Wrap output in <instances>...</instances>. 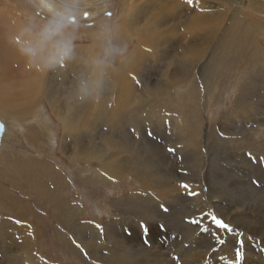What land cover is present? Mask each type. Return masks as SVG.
Listing matches in <instances>:
<instances>
[{"label":"rangeland","instance_id":"1","mask_svg":"<svg viewBox=\"0 0 264 264\" xmlns=\"http://www.w3.org/2000/svg\"><path fill=\"white\" fill-rule=\"evenodd\" d=\"M20 1L21 5H24H22L23 7L28 10L31 9L37 13L38 16L36 18L40 17L39 21H41V23L45 24L47 27L51 28V30L49 29V31L53 30V32H56L54 37H44L45 39L47 38L46 40L48 42H52V38L65 41L66 32L64 33V31H69L72 33L71 36L72 39L74 38L75 44L96 42L97 47L100 49L99 58L112 64H115L117 62L118 55H123L130 49L131 46H133V42H124L125 38H122L123 36L120 33L115 32V34L112 26L109 25L114 16L120 12L121 4L118 0H114L113 2H111L110 7L104 8L102 11L97 12L96 15H93L90 22L86 21L87 15L84 13V23L75 22L73 19H70L67 20V22H69L68 24L66 23L65 19L62 20L63 18L60 19L58 17H53L51 13L38 8L32 0ZM156 1L157 2L154 3L153 0H151L150 3L152 6H149L150 3L148 0L145 9L150 15L153 10L157 12L160 11L157 18H159L160 20L161 18L163 19L165 17V19L160 20V24L162 23L160 26H164L165 23L171 24L172 22L171 25H173L174 31L176 25L180 27V30L182 28V30L180 31L178 30L179 28L176 27L177 32L175 33L176 37L174 36L175 39H180L181 34V37L184 38L185 36L183 24L180 22V19L182 17L189 16L190 13L193 14L196 12H201L200 9L202 10V12L207 11V13H210L215 8H218L219 12H221V10L227 12L229 11V8H233L229 5H226V7L220 0H198V2H204L205 4H208L209 2L208 7L211 8V10L209 8L206 9L207 6H205L203 3L202 7H198L194 2H189L187 0ZM261 1L264 2V0ZM161 7H164L165 9ZM248 7L251 9L255 8V10L248 9ZM262 12H264V7L256 4H247V6H244L241 9L242 14L247 15L249 19L255 21L256 23H259L258 21L264 20V14ZM25 21L32 30L36 31V33L39 32V30L37 31V29L35 28V22L32 21V23L31 21L26 19ZM57 26H59L60 28H57ZM101 26L103 27V29ZM91 29H102L104 31V34H101L103 39L100 37L94 38L90 36L88 31ZM108 29H110L109 32H107ZM3 30L4 27L0 32V40L2 38H5L4 42L0 45V65L4 64V69L2 68V70L3 72L7 71V68L10 67L12 69H19L20 60L11 53V48L8 43H6L8 41L7 35L3 33ZM178 31H180L181 33ZM57 32H62L63 34H57ZM1 34H3L4 36ZM256 41L260 46H262L264 52V35L256 34ZM57 44H61V42L58 41ZM169 52L170 51L165 54L164 57L166 58H164L162 64L156 65L153 64L150 60V63H146L147 65L145 64L143 66L145 75H147L145 77L147 79L149 77V79L153 80L155 74L157 73V70L163 67L165 63H167V58L170 57ZM7 53L10 57L13 56L16 59L13 63V66L9 64L8 59L6 60ZM73 55H75V53ZM73 60L77 61L79 60V58H77V56H74ZM73 60H70L69 62L71 70L69 69L67 78L64 80L65 82L61 84V80L54 79L52 82L54 85L53 90H51L53 91V93H55L58 88L57 91L59 93L62 92L61 95H65L64 97L68 96L69 99L72 97L77 99L80 96L81 92L79 86L72 84V81L74 80L73 77L75 76L74 67L76 66V61ZM172 63V61H168V64L171 66L173 65ZM228 77V75L218 77L219 79H222V83H220V88L215 92L212 103H206V93H204L203 90L201 91L202 94L199 96L201 111L203 112V126H209V129L212 131V137L210 141L215 144L216 139H219V141L220 139L223 141H225L226 139L231 144H233V147L235 148V152H232V150H228L229 153L227 152L224 156L220 155L219 153L217 154L218 151L215 150L217 155L215 156V158L214 156L211 157V160L214 163V167L209 173L211 177L212 173H214L213 184L219 186L220 189L222 187L223 189L221 190L223 192H230V189L234 186H237L241 189L247 188V190L250 191V197L248 196V198L242 199L236 196L235 193H232V191L230 192V195L235 196V198H239V200H241L245 204L252 205L253 200L257 198L258 194H262L264 197V153L262 150L263 147L257 145L258 143H263L264 141L262 140V138H264V126L259 127L258 129H254L255 122H250L251 119L256 120V118H259L258 120H256L257 122H262L264 120V71H262L261 74L254 75V83L251 84L249 91L250 93L247 94L248 96L246 95L245 97H242L243 99H241L242 102H244V100H246V102L258 100L257 102L260 103H258L260 105L258 112L254 111L250 116V119L245 117L237 118L239 115L236 112L237 110H234L236 108V104L234 102L235 99H232L233 95H231H235V93L232 92L233 89H231L233 81L229 82ZM240 77L241 75H237L234 77V80ZM130 81L132 92L134 90L135 92L139 91L140 88L143 87L142 85L144 83V80L140 81L137 79V77H130ZM255 82L257 83V85ZM60 87H62V91ZM65 89H67V91ZM219 90L221 91L219 92ZM96 93L97 87L92 85L91 90L83 97V100L80 101V104H78V100L74 99V102L77 101L76 103L79 106L78 114L80 119L78 118L77 122H79L81 126H83V123H85L84 120L86 119L85 115L87 110H91L90 108L95 100L94 95ZM241 100H236V103H242ZM46 103L47 101L42 100V102L39 103V106L43 104L44 106L46 105L44 107L45 111H43L46 113V116H50L48 118L52 120L51 122L54 129L50 135L38 124L34 123L33 121L29 122V120L31 119L30 117H26V119H29L26 120V122H24L23 120V123L26 127V132L21 128L16 129V127H9L11 134L6 133L5 137L3 138L5 142H3L4 146L2 147L0 152V225H2L0 226L2 227L0 228V264H22V259L17 257V254L19 252L18 250L20 249L22 244H20V236L16 235V233L13 232V229H11L12 227L7 222H5L10 217L15 220H20L21 224L23 225H25L26 223L28 224L27 228H24L23 230L29 229L34 232V235L39 244L38 251L40 254H43L46 257V261L48 264H109L108 261L110 259L122 255L126 256L127 258L133 257V259L136 260L142 258L144 255V257L148 259V264H229V261L234 259V253L231 244H229L224 249L213 252L212 249L217 246L211 240L209 235L207 233L201 234L199 228L195 224H189L186 222V217H190L193 215L198 216L199 213L196 214L195 211H193L194 207H192L191 200H189L191 199V197L186 194L185 189L180 185V183H184V181H178V179L174 177L177 174L187 176V170L183 169L181 164V161L183 159V149L179 144H174L175 141L172 137V129L175 128V125L173 126L172 123H169L171 122V118L167 119L166 117L165 119L167 120H164L163 125L160 122L157 123L158 121L152 122L151 126H155L153 128L147 126L146 122L142 121L136 116V118L133 119L134 123L137 124L136 129L131 125L130 120L131 115L135 112L132 111V109L123 108L119 113L116 121H113L114 115H112L113 117L110 116L108 121H104L105 126L97 127L94 132L86 130L84 131L85 133L81 134V137L78 136L75 139L74 137L67 138L65 136L62 130L61 123L52 114L50 108L47 106L49 104ZM134 103H136L135 96H133V98L130 96L127 97L126 104L128 106H132ZM206 108L209 109L207 110ZM5 113L8 114V111L0 107V119L2 121L6 119L7 123L9 124L11 122L18 124V122L20 121L19 124H22V113L16 112V114L15 112H12L10 113V115H7ZM225 113L227 116V120L223 119V115ZM11 115L12 117H10ZM36 133L38 134V136ZM220 133H223L224 135L221 136ZM104 136L108 137L110 143H112L113 145L115 144L114 146H118L117 150L113 149L114 157L111 159L112 161L123 155V157H126L125 154L128 153L126 152L127 150L132 151V154L131 152L127 154V157L131 158L130 163L131 161L135 162L136 160L133 167L135 168L136 164L138 163L135 169H137L139 173H142L143 169L146 171L149 170V172H151L155 178L158 177L157 179L159 180L154 179V183L158 188L154 189V191L149 188L145 189L141 187L140 182L131 175L129 176L133 179H131L128 175L125 176L126 178L124 176H120V178H112L110 175L106 174L97 167H94L93 169L95 171L97 170L96 172L98 174L103 175V181H95L92 179V175H90L93 174L92 171L87 169L86 163L84 161L76 160L75 162L71 159H67L68 157L63 155V153H61V151L59 150V146L62 145L63 141L71 143H69L68 145L77 146L76 149L78 150L79 147L81 149L84 144H87L90 141L93 144H98L100 149L103 147L104 149L102 148L101 152H104L105 146L102 144V140H105ZM62 138H66V140ZM243 138L246 140H243ZM100 140L101 143L98 142ZM233 141H235V143ZM239 141L242 142V144ZM72 142H74V144H72ZM146 142L151 143L149 144L150 147ZM167 142L172 145H168ZM60 143L61 145H59ZM251 143H254V149H252L250 146L243 147ZM173 144L178 146L174 147ZM120 146L123 147V150L119 148ZM35 147L37 149L40 148L41 151H37ZM157 147L160 148L158 149ZM134 148L138 149L134 150ZM169 148H174L175 152H169ZM104 155L103 157H105ZM149 156L151 158V163L154 164L153 166H151L152 164L147 160V157L150 160ZM204 156H206V154H204ZM111 157L112 156H110V158ZM141 163L142 165L144 164L143 166L147 168L143 167ZM139 164L141 165V167L139 166ZM11 165L14 166V168L11 167ZM49 171L50 176H48ZM203 171H206V168L203 169ZM203 171L202 173H204ZM160 178L162 179V182ZM253 181H256V183H253ZM149 184H152L150 180H148L145 185L148 186ZM202 184L203 198L207 202L206 211H214L217 215L222 216L226 221H228L223 215H221V213H218L213 206L219 204L218 206L221 210L227 211L229 208H232V206L229 204L231 201L227 199L213 200V198L211 200V198L207 197L208 192L205 182H203ZM48 189H51L52 192ZM131 190L135 192L133 196ZM130 191L131 195L129 193ZM228 198L231 199V197ZM69 200H71L72 202ZM57 201H59V203L62 202L61 204H63V202L67 203L66 205H68L67 207L69 208L73 207L74 205H79L82 209L81 220L83 221L84 225L81 226L82 224L76 222L70 223L68 225V228L61 225L59 223V217L61 214H58L60 213V210L58 211V209H63V206L66 205L64 204L61 207V204H59ZM161 205H163V208L161 207ZM233 206H236V204ZM251 208H253V210L244 211L242 213L243 215L240 214L241 216H238L244 217L247 220L248 218L249 220L256 219L261 223L258 228L259 232L253 231L251 232L252 234H249V236L253 237L254 243L249 244L246 242L243 252L242 264H264V250H262L264 249V207L259 208L258 210L254 209L255 207ZM56 213L58 214L57 216ZM1 220L3 221L1 222ZM150 222L152 225L149 224ZM228 222L231 223L230 221ZM204 223L207 224L208 221L205 220ZM231 224L234 227L238 228L240 231L244 232L245 236H248V233H246L245 230L241 229V227H238L233 223ZM97 225H99L100 227H97ZM85 228L90 230H85ZM3 229L8 231L5 232V230ZM107 241H110V243ZM207 248L209 249L208 252H206ZM127 249H129V252L127 251ZM199 255H201V257ZM102 257L105 259L104 261L101 260ZM177 257L178 259H175ZM221 257H223V259H221ZM200 258L202 260H200ZM44 263L47 264L45 261Z\"/></svg>","mask_w":264,"mask_h":264},{"label":"bare ground","instance_id":"2","mask_svg":"<svg viewBox=\"0 0 264 264\" xmlns=\"http://www.w3.org/2000/svg\"><path fill=\"white\" fill-rule=\"evenodd\" d=\"M32 1L38 8H41L42 10L51 13L53 17H58L60 19L63 18L62 20L65 19L66 23L68 24L69 22H67V20L70 19H73L75 22H83V20L85 19L83 18L84 13H87L86 21L90 22V20L92 19L91 17L93 15H96L97 12L102 11L104 8L110 7L111 2H113L114 0H32ZM118 1L121 4L120 12L119 13L116 12L117 14L111 20L109 25L112 26L114 33L115 32L120 33L123 36L122 38H125L124 42L127 43L133 42V46H131L130 49L123 55H118L117 62L115 64H112L108 61L99 58L100 49L97 47L96 42L75 44L74 42L75 40L74 38L72 39L71 36L72 33L69 31L66 30L64 31V33L66 32L65 33L66 37L64 36L65 41L63 39H62L63 41H61L56 38H52V42H48L46 40L47 38L45 39L44 37H54L56 32H53V30L49 31V29L51 30V28L47 27L45 24H42L41 21H39L40 17L36 18L38 16L36 12H34L31 9L28 10L25 7H23L24 5L23 4H22L23 6L21 5L20 0H0V32L1 29L4 27L3 33L7 35V40H8L6 43H8V45L10 46L11 53L20 60V68L18 67L19 69H15V68L12 69L10 67L7 68V71L4 72H1L0 69V107L8 111V114L5 113L7 115H10V113L12 112L15 113L18 112L23 114L21 119L23 125L19 124L20 121L18 122V124L14 122H11L9 124L7 123L6 119L4 121L0 119V122H2L4 126L3 130L0 133V152L2 147L4 146L3 142H5V140H3V138L5 137V134L10 133L9 127L11 128L16 127V129L21 128L23 131L25 130L26 132V127L23 123V120L24 122H26V120H29L28 118L26 119V117H30L31 119L29 120V122L33 121L34 123L38 124L41 128L45 129V131L49 135L51 134V132H53L54 128L52 126V122H51L52 120H50L48 118L50 116L48 115L46 116V113L44 112L45 111L44 107L46 105L44 106L43 104L39 106V103H41L42 100L47 101V103L49 104L47 106L50 108V111L56 117V119L61 123L62 130L67 138L74 137L76 139L78 136L81 137V134L85 133L84 131L86 130H89L90 132H94L97 127L105 126L104 121H108L110 116L113 117L112 115H114L113 121H116L119 113L123 108L132 109V111L135 112L131 115L130 120H131V125L136 129H137V124H135L133 121V119L136 118V116L140 118L142 121L146 122L147 126L149 127H153L151 126L152 122L158 121L157 123L160 122L163 125L164 120L171 118V122L169 123L170 124L172 123L173 126L175 125L174 126L175 128L172 129V137L173 140L175 141L174 144H179L180 147L183 149L182 151L183 159L181 161V164H182V168L187 170V174H186L187 176H182L180 174H177L174 177L178 179V181H184V183L189 184L193 191L199 192V196L191 197V199H189L191 200L192 207H194L193 211H195V213L197 214L200 211L207 210V202L203 198V190H202V185H203L202 183L205 182L208 192V196H207L208 198H211V200L213 198V200L227 199L231 201L229 204L232 206V208H229L227 211L221 210L220 207L218 206L219 205L218 203H217L218 205L213 206L218 213H221V215H223L228 221H230L234 225L241 227V229L245 230V232L248 233V236L251 232L258 231V228L261 223L258 222L259 220L257 221L256 219H254L255 220L254 221L253 219L249 220V218L247 220L246 218L240 216L243 215L242 213L244 211L253 210V208L251 207H255L254 209L257 210L259 208L264 207L263 195L258 194L257 198L253 200L252 205L245 204L241 200H239V198H235V196H231L230 192L232 191V193H235L236 196L244 199V198H248V196L250 197V191L247 190V188L241 189L237 186H234L230 189V192L227 193L226 191L223 192L221 190L223 189L222 187L220 189L219 186L213 184L214 173H212V177L209 173L214 167V163L212 162L211 157L214 156L215 158V156L218 153L224 156L226 155L227 152L229 153L228 150H232V152L233 151L235 152V148L233 147V144H231L226 139L225 141L221 139L219 141V139H216L215 141L216 145L210 141L212 137V131L209 129V126L206 127L203 126V112L201 111L199 96L202 94L201 91L203 90L204 93H206L205 96L206 103H212L213 98L215 96V92L220 88V83H222L221 81L222 79H219L218 77L228 75L229 82L233 81L231 89H233L232 92L235 93V95L234 94L231 95H233L232 99H235L234 102L236 104V108L234 110H237L236 112L239 115L238 117L237 116L236 117L237 118L245 117L250 119V116L253 114L254 111L258 112V109L260 108L259 105L260 103L257 102L258 100L252 102H246V100H244V102H242L241 99H243L242 97H245L247 94L250 93L249 91L251 84L254 83V75L261 74V72L264 71L263 48L256 41V34L264 35V20L258 21L259 23H256L255 21L249 19L247 15L242 14L241 9L244 6H247V4H256L261 7H264V2H262L261 0H220L221 2L224 3L223 5L225 6L229 5L233 8L228 7L229 11L227 12L222 10L221 12H219L218 8H215L210 13H207V11L202 12V10L200 9L201 12H196L193 14L190 13L189 16L182 17L180 19V22L183 24V28L185 30L183 31L185 32V36L183 38L181 37L182 36L181 34V36L179 35L180 39H175L176 37L175 33L177 32L176 27H178L176 23H175L176 25L175 31L173 25H171L172 22L171 24L165 23L164 26H160L162 24V23L160 24V20L165 19V17L163 19L161 18L160 20L159 18H157L159 16L160 11L157 12L153 10L151 15L147 13L145 7L147 6L148 0H143V1L139 0V3L138 0H118ZM187 1L194 2L198 7H202L204 4L205 6H207L206 9L209 8L208 7L209 2L208 4L202 2L203 3L202 4L198 2V0H187ZM150 2L151 0H149V3ZM153 2L156 3L157 1L153 0ZM149 6H152L151 3ZM209 9L211 10V8ZM248 9L251 8L248 7ZM251 10H255V8ZM262 13L264 14V12ZM25 19L31 22L32 21L35 22L36 23L35 28L37 29V31L39 30V32L36 33V31L32 30L27 25ZM57 28L60 27L57 26ZM178 28H179L178 30H180V27ZM102 29L101 30L91 29L88 31V33L90 34V36L94 38L100 37L103 39L101 34L103 35L104 31ZM109 30L110 29H108L107 32H109ZM58 33L60 32H57V34ZM60 34L63 33L61 32ZM4 39L2 38L0 40V45L4 42ZM58 41H60L62 45L57 44ZM168 51H170L169 52L170 57L167 58V63H165L163 67L157 70L155 77L153 75L154 77L153 80L149 79V77L147 79L145 77L147 75H145L143 66L146 63L147 64L150 63V60L152 61L153 64L156 65L162 64V61L164 60V58H166L164 56ZM74 53L75 55H73ZM78 54L80 55V57ZM74 56H77L79 60L77 61L73 60ZM70 60L76 61L75 62L76 66L74 67L75 76L73 77L74 80L72 81V84L79 86L81 90L80 96L77 99L74 97L69 99L68 96L66 97H64L65 95L62 96L61 95L62 92L59 93L57 91L58 88L55 91V93L51 91L53 90L54 85L52 82L54 79L61 80V84L65 82L64 80L67 78V73L71 68L69 66ZM168 61L169 62L172 61L173 65L172 66L169 65ZM1 66L3 68L4 64ZM237 75H241V77L234 80V77ZM130 77H134V78L137 77V79L140 81L144 80V83L142 85L143 87H141L139 91L136 92L135 90L133 92L131 91ZM92 85L97 87V93L94 95L95 100L90 108L91 110L88 109L86 112L85 115L86 119L84 120L85 123H83V126H81L79 122H77V119L78 118L80 119L78 114L79 106L76 103L77 101L74 102V99L78 100V104H80V101L83 100V97L86 94H88V92L91 90ZM60 89L62 91V87H60ZM65 90L67 91V89ZM220 91L221 90H219V92ZM129 96L132 98L133 96H135L136 99V103H134L132 106H128L126 104L127 97ZM239 99L242 102L240 104L236 103V100ZM206 109L208 110L209 108ZM226 113L223 115V119L227 120ZM10 117H12V115ZM166 117L167 119H165ZM258 119L256 118V120ZM256 120H252V119L250 120V122L251 121L255 122L254 129H258L259 127L264 126V122H263L264 120L262 122H257ZM108 137L104 136L105 140H102L103 142L102 144L105 146L104 152H101L103 148L101 145L100 146L102 148L100 149L98 144H93L90 141L89 143L84 144L81 149L79 147V150L76 149L77 146L75 145L72 146L68 145L70 142L67 143L63 141L62 142L63 146L61 145V143L59 144L61 145L59 146L60 147L59 150L61 151V153H63V155L68 157L67 159H71L75 162L76 160L84 161L86 163L87 169L92 171L93 174L90 175H92V179L95 181H103V175L98 174L96 172L97 170L95 171L93 169L94 167H97L100 168L106 174L110 175L112 178H118V177L120 178V176L125 177L126 175L128 176L131 175L137 181L140 182L141 187L145 189L149 188L152 189L153 191L154 189H157L158 187L154 183V181L158 178L157 176H156L157 178H155L154 175L151 172H149V170L146 171L144 169L142 170V173H139V171L135 169L138 163L136 164L135 168L133 167L136 160L135 162L131 161L130 163L131 158L127 157V154L129 152H131L132 154V151L127 150L126 152L128 153L125 154L126 157H123L124 156L123 155L121 156L122 158L119 157L113 161L111 160L114 157L113 149L117 150L118 146L117 145L114 146L115 144L113 145L112 143H110ZM64 140H66V138ZM243 140L246 139L243 138ZM262 140H264V138H262ZM98 142L101 143V140ZM233 142L235 143V141ZM240 143L242 144V142ZM72 144H74V142H72ZM147 144L149 146V144L151 143H147ZM174 144H173L174 147L178 146ZM211 144L215 146H212ZM253 144L254 143H251L243 147L250 146L252 149H254ZM168 145L171 146L172 144L168 143ZM257 145H260L264 148V141L263 143H258ZM119 148L123 150V147L120 146ZM263 148L262 150L264 153ZM35 149L37 151H41L40 148L37 149L35 147ZM136 149L134 148V150ZM215 150L218 151L217 154ZM204 154H206V156H204ZM103 155L105 157H103ZM110 156L112 157L110 158ZM147 160L151 163V158L149 160L147 157ZM141 165L139 164L140 167ZM153 165L154 164H152L151 166ZM11 167L14 168V166L12 165ZM205 168L206 171H203V169ZM202 171L204 173H202ZM49 174L50 171L48 173V176H50ZM148 180H150L152 184H149L147 186L145 184L148 182ZM48 190L51 191V189ZM131 191L129 192L130 195H131ZM134 194L135 192L132 191V196ZM228 197H231V199ZM59 201L57 202L59 203ZM64 204L66 205L67 203L63 202V204H61V207ZM235 204L236 206H233ZM67 206L68 205L63 206V209L60 207L62 210L58 209V211L60 210V213L58 214H61L59 217L60 218L59 223L66 228H68V225L70 223H74V222L80 223L82 224L81 226H83L84 224L83 221L81 220V216H82L81 207L79 205L77 206L74 205L73 207H71L72 206L71 205L70 206L71 208ZM58 214L56 213V216ZM2 221L3 220H1V222ZM14 221L15 219H10V221L8 219L5 222H7L12 227L11 229H13V232L16 233V235L20 236L19 237L21 241L20 244L21 243L22 244L20 249L18 250L19 252L17 254V257L22 259V264H45L44 261L47 263L46 257L43 254H40L38 251L39 244L34 235V232L29 229L23 230L24 228H27L28 224L27 223L25 225L21 223L16 224ZM149 224H151V222ZM86 229L87 228H85V230ZM7 231L5 230V232ZM107 242L110 243V241ZM129 249H127L128 252ZM208 251L209 249L207 248L206 252ZM199 256L201 257V255ZM101 260L104 261L105 259L102 257ZM200 260L202 259L200 258ZM147 261L148 259H146L144 255L142 258H139L137 260L133 259V257L127 258L126 256L122 255L110 259L108 263L109 264H148Z\"/></svg>","mask_w":264,"mask_h":264},{"label":"snow or ice","instance_id":"3","mask_svg":"<svg viewBox=\"0 0 264 264\" xmlns=\"http://www.w3.org/2000/svg\"><path fill=\"white\" fill-rule=\"evenodd\" d=\"M3 124L0 123V131L3 130ZM223 136V133H220ZM169 152L174 153V148H169ZM183 171V170H181ZM256 183V181H253ZM181 187L185 189L186 194L190 197L199 196V192L193 191L189 184L181 183ZM163 208V205H161ZM166 210V209H165ZM9 219H12L11 217ZM208 221L207 224L204 221ZM16 224H20V220L14 221ZM186 222L189 224H195L201 234L207 233L214 244L217 246L213 248V252L226 248L229 244L232 246L234 253V259L229 261V264H242L243 252L246 242L249 244L254 243L252 236H245L244 232H241L238 228L234 227L231 223L226 221L222 216L217 215L214 211H200L199 215H193L186 217ZM97 227H100L97 225ZM264 250V249H262ZM175 259H178L175 258ZM223 259V257H221Z\"/></svg>","mask_w":264,"mask_h":264},{"label":"crops","instance_id":"4","mask_svg":"<svg viewBox=\"0 0 264 264\" xmlns=\"http://www.w3.org/2000/svg\"><path fill=\"white\" fill-rule=\"evenodd\" d=\"M7 59H8V61H9V64L11 65V66H13V63L15 62V58L12 56V57H10L9 56V54L7 53ZM0 69H1V72H3V70H2V66L0 65Z\"/></svg>","mask_w":264,"mask_h":264},{"label":"flooded vegetation","instance_id":"5","mask_svg":"<svg viewBox=\"0 0 264 264\" xmlns=\"http://www.w3.org/2000/svg\"><path fill=\"white\" fill-rule=\"evenodd\" d=\"M87 15V13H85Z\"/></svg>","mask_w":264,"mask_h":264},{"label":"water","instance_id":"6","mask_svg":"<svg viewBox=\"0 0 264 264\" xmlns=\"http://www.w3.org/2000/svg\"><path fill=\"white\" fill-rule=\"evenodd\" d=\"M1 123V122H0ZM0 133H1V131H0Z\"/></svg>","mask_w":264,"mask_h":264}]
</instances>
